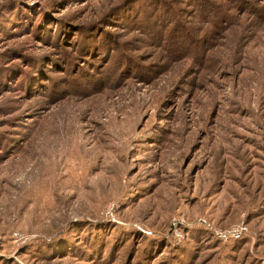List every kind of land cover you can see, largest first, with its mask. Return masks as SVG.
Returning <instances> with one entry per match:
<instances>
[{
	"label": "rangeland",
	"instance_id": "rangeland-1",
	"mask_svg": "<svg viewBox=\"0 0 264 264\" xmlns=\"http://www.w3.org/2000/svg\"><path fill=\"white\" fill-rule=\"evenodd\" d=\"M12 63L0 264H264V0H0Z\"/></svg>",
	"mask_w": 264,
	"mask_h": 264
},
{
	"label": "built area",
	"instance_id": "built-area-1",
	"mask_svg": "<svg viewBox=\"0 0 264 264\" xmlns=\"http://www.w3.org/2000/svg\"><path fill=\"white\" fill-rule=\"evenodd\" d=\"M202 225L213 231L217 238L223 242H228L232 239H239L247 236L250 233L248 226L245 223L236 224L227 230L213 229L205 220H201Z\"/></svg>",
	"mask_w": 264,
	"mask_h": 264
},
{
	"label": "trees",
	"instance_id": "trees-1",
	"mask_svg": "<svg viewBox=\"0 0 264 264\" xmlns=\"http://www.w3.org/2000/svg\"><path fill=\"white\" fill-rule=\"evenodd\" d=\"M87 52H89V50H87ZM92 55L93 53H90L91 57ZM6 60H9V58L7 57ZM14 66H17L16 63H12L10 66H6V67L2 65L0 68V79H2L7 72L11 71Z\"/></svg>",
	"mask_w": 264,
	"mask_h": 264
}]
</instances>
